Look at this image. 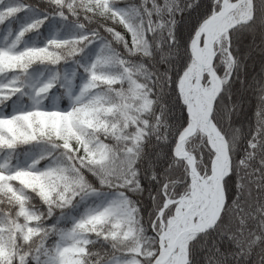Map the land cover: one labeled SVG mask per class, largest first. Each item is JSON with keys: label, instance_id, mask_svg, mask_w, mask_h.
Listing matches in <instances>:
<instances>
[{"label": "snow or ice", "instance_id": "6c2138e0", "mask_svg": "<svg viewBox=\"0 0 264 264\" xmlns=\"http://www.w3.org/2000/svg\"><path fill=\"white\" fill-rule=\"evenodd\" d=\"M0 264H264V0H0Z\"/></svg>", "mask_w": 264, "mask_h": 264}]
</instances>
